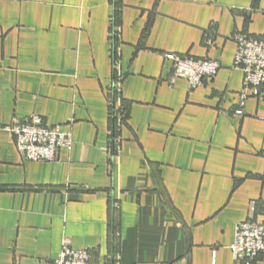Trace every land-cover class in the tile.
<instances>
[{
    "label": "crops",
    "instance_id": "crops-1",
    "mask_svg": "<svg viewBox=\"0 0 264 264\" xmlns=\"http://www.w3.org/2000/svg\"><path fill=\"white\" fill-rule=\"evenodd\" d=\"M239 32L264 39V0H0V123L39 115L74 141L26 161L0 130V264H54L65 242L89 264H246L231 245L264 224V95L243 98ZM167 53L221 68L171 85Z\"/></svg>",
    "mask_w": 264,
    "mask_h": 264
},
{
    "label": "built area",
    "instance_id": "built-area-1",
    "mask_svg": "<svg viewBox=\"0 0 264 264\" xmlns=\"http://www.w3.org/2000/svg\"><path fill=\"white\" fill-rule=\"evenodd\" d=\"M116 33L118 34V29ZM235 40L237 48L233 67L244 73L243 98L247 97L249 91L255 96L264 95V39L239 32L235 35ZM165 57L173 64L171 85L179 79H185L190 89H196L206 79L215 77L221 68V62L214 58H195L174 53H167ZM240 106L238 114H242L244 101ZM121 122L120 117L118 128L121 127ZM1 129L13 134L18 152L26 161L55 162L59 159L61 150L71 151L73 148L71 132L63 131L59 126L45 124L39 115L32 116L24 123L6 126L0 123ZM231 249L235 260L246 264H251L264 255V224L253 220L238 223ZM91 258L92 252L89 249H76L65 242L54 264H89Z\"/></svg>",
    "mask_w": 264,
    "mask_h": 264
},
{
    "label": "trees",
    "instance_id": "trees-1",
    "mask_svg": "<svg viewBox=\"0 0 264 264\" xmlns=\"http://www.w3.org/2000/svg\"><path fill=\"white\" fill-rule=\"evenodd\" d=\"M118 17H119V9H118V4H116L114 26H118L117 25L118 24ZM114 31L115 32H114L113 39H114V47H115L116 46V40H117V38H116L117 37V33H116V29H114ZM115 49H116V47H115ZM123 105H124V111L127 112V108L125 107L126 106V103H123ZM112 123H113V127H112V137H113V139H116V141H113L112 143H113V148L116 149V147L119 144V133H120V130L119 129H121V127L118 128V125H117V122H116V118H113L112 119ZM115 208H116V206H113L112 205L113 211L115 210Z\"/></svg>",
    "mask_w": 264,
    "mask_h": 264
}]
</instances>
